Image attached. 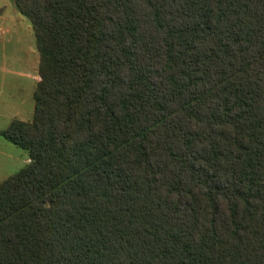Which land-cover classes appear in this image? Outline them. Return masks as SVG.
I'll return each mask as SVG.
<instances>
[{"label":"trees","instance_id":"trees-1","mask_svg":"<svg viewBox=\"0 0 264 264\" xmlns=\"http://www.w3.org/2000/svg\"><path fill=\"white\" fill-rule=\"evenodd\" d=\"M12 1L39 80L0 264H264V0Z\"/></svg>","mask_w":264,"mask_h":264},{"label":"rangeland","instance_id":"rangeland-1","mask_svg":"<svg viewBox=\"0 0 264 264\" xmlns=\"http://www.w3.org/2000/svg\"><path fill=\"white\" fill-rule=\"evenodd\" d=\"M0 134L13 120L31 122L39 53L30 21L0 0ZM29 164L28 154L0 136V183Z\"/></svg>","mask_w":264,"mask_h":264}]
</instances>
